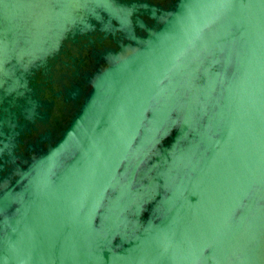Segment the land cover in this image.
I'll return each instance as SVG.
<instances>
[{
	"label": "water",
	"instance_id": "1",
	"mask_svg": "<svg viewBox=\"0 0 264 264\" xmlns=\"http://www.w3.org/2000/svg\"><path fill=\"white\" fill-rule=\"evenodd\" d=\"M95 33L21 155L37 73ZM0 264H264V0H0Z\"/></svg>",
	"mask_w": 264,
	"mask_h": 264
},
{
	"label": "flooded vegetation",
	"instance_id": "2",
	"mask_svg": "<svg viewBox=\"0 0 264 264\" xmlns=\"http://www.w3.org/2000/svg\"><path fill=\"white\" fill-rule=\"evenodd\" d=\"M147 1L164 10H167L173 3V0ZM109 49L116 50L117 45L112 39L103 38L101 34L95 33L90 38H80L75 45H66L49 80L45 81L41 73H37L35 83L42 86L39 99L50 107L41 109L43 114L47 115V119L39 121L30 133H25L21 138L24 143V145L18 144L21 155L29 157L30 153L26 152L27 145L49 133L50 137L47 141L41 143L43 147H46L48 141L53 140L65 129L71 116L81 104L83 93L86 92L85 76L94 71L100 54ZM72 87L80 89L79 97L75 101L66 102V91H71Z\"/></svg>",
	"mask_w": 264,
	"mask_h": 264
}]
</instances>
